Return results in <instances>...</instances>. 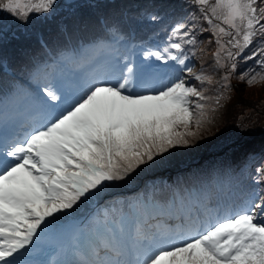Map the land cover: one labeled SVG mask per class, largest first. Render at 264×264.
Segmentation results:
<instances>
[{
  "label": "snow or ice",
  "instance_id": "1",
  "mask_svg": "<svg viewBox=\"0 0 264 264\" xmlns=\"http://www.w3.org/2000/svg\"><path fill=\"white\" fill-rule=\"evenodd\" d=\"M186 2L195 9L187 21L171 27L162 47L142 53L145 61L172 63L167 83L134 91L145 69L125 56L122 67L97 76L64 107H57L62 99L57 90L41 89L46 118L22 138L0 144V264H18L16 256L29 250L50 218L74 209L108 182L124 181L169 149L188 146L208 120L206 102H212L213 112L222 107L241 63L253 62L239 81L248 86L264 81V0ZM55 4L0 0V12L27 21ZM201 19L207 27L199 25ZM106 32L107 40L93 44L96 52L123 39L114 26H106ZM205 32L210 33L206 44L215 46L210 57L200 46ZM209 91L215 95H206ZM255 171V183H264V163ZM172 204L183 209L184 196L173 193ZM179 218L186 226L171 235L145 236L137 230L135 237L125 238L123 229L118 234L106 228L74 264H264V195L259 191L239 212L203 230L198 210L197 217L188 212Z\"/></svg>",
  "mask_w": 264,
  "mask_h": 264
},
{
  "label": "rangeland",
  "instance_id": "2",
  "mask_svg": "<svg viewBox=\"0 0 264 264\" xmlns=\"http://www.w3.org/2000/svg\"><path fill=\"white\" fill-rule=\"evenodd\" d=\"M121 10L134 16L129 19L139 28L138 33L144 36L148 33L145 28L147 29L152 23L156 24L157 21L162 22V20L172 22V25L174 21L186 22L188 13L195 9L194 6L188 5L186 0H56V4L48 13H32L27 21L17 19L6 12H0V64L3 65L5 61L16 64L19 59L20 62L24 61L27 56L25 48L33 43L32 35L36 32L52 35L59 32L63 26L75 28L76 24L92 23L98 17L90 19L95 14H105L107 18L112 19L116 16L118 19L124 15ZM153 15L158 17L156 21L149 18ZM137 17H139L138 20H135L134 18ZM198 23L202 27H207L202 19ZM169 31L170 29L167 28L168 33ZM209 37L210 33H203L200 39L204 43L200 46L209 49L210 57L211 50L215 46L206 44ZM113 47L116 49L115 52L111 50ZM110 50V54H98L97 59L92 58L90 50H84L75 58L68 57L64 62L59 63L56 70L48 65L45 69L37 71V91L31 92L33 101L29 98L30 102L27 101L26 105L19 110V114L21 113V117L27 122L21 136L46 118L48 109L43 103L46 98L41 89L51 87L57 90L62 97L57 107H64L69 99L67 93H72L78 86L83 88V84L87 86L88 83L94 82L97 76L107 75L105 71L116 70L111 67L113 69L101 70L103 73L97 71L88 74L82 80L81 73L99 59H105L107 62L116 60V55L119 53L118 64L122 67L123 58L126 56L129 62L134 63L138 68L145 69L143 74L149 72L154 79L153 83L165 80L167 83L166 76L172 74V64L162 66L154 59L145 61L140 49L132 51H139L136 52L139 54H130L132 56L126 52L128 47H122L119 44L110 45ZM252 63L250 61L247 65L240 64L236 74L231 78L232 90L227 93L228 98L222 101V107L213 112L212 102H206L208 107L205 112L208 120L188 146L169 149L167 153L138 167L124 181L108 182L106 186H103L104 190L102 187L99 192L88 198L90 207H104V210L129 207L130 214L118 215L114 224L111 222L104 224L102 217L97 218L95 215L81 219H73V217L69 221H64L66 223L61 224L56 231L45 228L42 236L39 237L43 244L58 245L68 242L71 248H74L71 254L74 257L76 254L81 259L90 250L91 245L86 242L87 247H84L82 242L91 232L94 237L93 242H97L100 235L106 234V228H113L118 234L123 229L125 238L132 237L134 233L136 235L137 230L145 236H150L152 233L164 232L168 228L165 224L167 217L164 216L192 212L193 217H197V210L198 224L200 227L203 226V229L210 226L211 220H213L212 224L222 220L223 218L219 217H208L217 213L212 210L203 212L201 207L191 204L193 201L190 203L185 201L181 209L179 205L173 206L172 201L158 203L159 199L155 196H164L171 191L170 189L181 191L189 186L198 187L200 191L198 193L202 196L210 187L227 183L229 179L245 178L250 174L252 177L256 176V168L264 163V81L248 86L237 78L240 72L246 71ZM149 65L155 69L151 70ZM196 67L199 68V61L196 62ZM158 72L162 74L156 77ZM216 76L218 78L219 73ZM138 81L139 79L134 81V91L156 89L150 84L148 88L135 90ZM33 88V90L36 89V87ZM206 95L213 96L215 93L209 91ZM12 121L5 122L0 131L7 128ZM258 185L261 190L259 193L264 195V183ZM200 196H195L199 197L196 202L201 201ZM154 205L162 209L164 214H158ZM104 210L103 214H105ZM234 214L230 212V215ZM152 216H155V219H152ZM88 222L91 226L86 229ZM143 242L148 243L147 240ZM35 243L39 244L38 241ZM129 243L131 244L130 239Z\"/></svg>",
  "mask_w": 264,
  "mask_h": 264
},
{
  "label": "trees",
  "instance_id": "3",
  "mask_svg": "<svg viewBox=\"0 0 264 264\" xmlns=\"http://www.w3.org/2000/svg\"><path fill=\"white\" fill-rule=\"evenodd\" d=\"M121 12L124 15L118 19L116 16L112 19L107 18L105 14H95L90 19L98 17L92 23L76 24L75 28L63 26L59 29V32L52 35L44 32L34 33L32 35L33 43H30L25 48L27 56L24 61L20 62L19 59V63L17 62L16 64L11 61L10 63L5 61L6 63L3 65L0 64V122L10 117V111L14 107L21 105L26 95L29 96L30 92L27 86L23 84L24 81L34 84L37 71L45 69L48 65L56 68L59 63L64 62L72 53L77 54L80 50L85 49L86 46L92 48L93 44L100 39L107 40L106 26H114L119 34L123 36L120 41L122 46L128 47L131 51L140 49L143 52L149 48L162 47L167 40V28L171 29L176 24L175 21L173 25L172 22L157 21L156 24L152 23L147 29L145 28L148 33L146 32L147 34L142 36V34L138 33L139 28L129 19L134 16L125 10H121ZM138 18L134 19L138 20ZM162 30L164 31L163 33ZM108 48L106 47L103 50L107 51ZM168 64L171 65L172 63L169 62ZM8 71L12 72L17 78L11 77ZM253 178L250 174L245 178L229 179L227 183H219L210 187V189H208L209 187L206 188L208 190L202 196L198 193L200 192L198 187L189 186L184 187L181 191L170 189L171 191L164 196L155 197L159 199L158 203L163 204L172 201L173 193L183 194L184 201H189V203L190 200L199 198L195 196H200L201 201L199 203L203 212L206 209L219 207L236 209L239 203L244 204L254 192L261 191L259 185L254 183ZM189 196L191 197L186 199ZM103 208L90 207L88 199L83 200V203L81 202L74 209L57 214L54 220L50 218L47 227L57 229L61 224L66 223L64 221H69L73 217V219H81L90 215H95L97 218L102 217L104 224L110 222L114 224L118 215L125 216L131 213L129 207H115L112 210L110 208L104 210ZM103 210L105 214H103ZM90 226L88 222L85 228L88 229Z\"/></svg>",
  "mask_w": 264,
  "mask_h": 264
},
{
  "label": "bare ground",
  "instance_id": "4",
  "mask_svg": "<svg viewBox=\"0 0 264 264\" xmlns=\"http://www.w3.org/2000/svg\"><path fill=\"white\" fill-rule=\"evenodd\" d=\"M126 55V54H125ZM120 57V54L117 53L116 55V60H111V61H106L105 59H99L98 61H96L95 63H93L87 70L83 71L81 73V79L83 80L84 77H86L88 74H92V73H95L97 71H101V70H104V69H113V68H116L118 69L120 66L119 64L117 63L118 61V58ZM148 64V63H147ZM162 66L164 65L163 63H161ZM150 66V65H149ZM113 67V68H111ZM151 70H154L155 68L150 66ZM114 71V70H112ZM101 73H103L101 71ZM104 73L106 74H110L111 71H105ZM162 73L161 72H158L156 74V77H158L159 75H161ZM173 73L171 75H167L166 76V79H170L172 77ZM166 81V80H165ZM165 81H161V82H156V83H153L154 82V79L152 78V76L150 75L149 72H145L143 74V77L142 79H139V81L137 82L136 84V89L135 90H141L143 88H148V86H150L151 84V87L152 88H158V87H161L163 84H165ZM72 94H74L72 92ZM42 110V109H41ZM18 124H20V122H17V124H14L13 126H17ZM11 126V128L13 127ZM245 204V203H244ZM244 206V205H243ZM243 206H241L238 211H240ZM187 214L184 213V212H181L179 214L175 213V214H172V215H169V216H164V217H167V222L165 223L167 225L168 228H166V230L164 231L165 233H168V234H172V233H175L176 231H178L179 229H181L182 227H185L186 226V221L185 220H182L180 219L179 217L181 216H186ZM213 223V220H211L210 222V225ZM201 230H203V226L200 227ZM61 250H68L70 251V244L68 242H64L62 244H60L58 246ZM134 257V255L132 256ZM56 260H57V257L56 259L53 261L52 264H56ZM23 264V263H22ZM29 264H34V263H29Z\"/></svg>",
  "mask_w": 264,
  "mask_h": 264
}]
</instances>
